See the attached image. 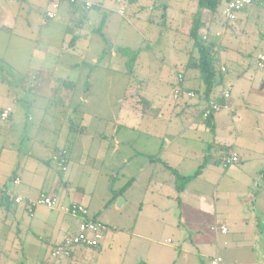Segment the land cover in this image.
Returning a JSON list of instances; mask_svg holds the SVG:
<instances>
[{
	"label": "rangeland",
	"instance_id": "rangeland-1",
	"mask_svg": "<svg viewBox=\"0 0 264 264\" xmlns=\"http://www.w3.org/2000/svg\"><path fill=\"white\" fill-rule=\"evenodd\" d=\"M0 3L6 8H11L16 15L19 14L23 27H27L28 23L36 33L41 31L43 35H46L50 32L49 30H54L53 32L56 33L57 30L65 28V25L57 27L52 26L51 23L49 25L41 24L42 19L45 18L46 9L49 7V0H0ZM166 3L168 8H163L164 16L159 9H162V6L153 8L154 10L151 8L155 24L152 22L146 24V22L137 19L132 20L130 24L125 22V27L129 29L134 27L141 32L140 37L136 34L133 50L128 53V59L123 58V47L119 46L118 49V58H123L122 61L125 59L127 62V67L122 70L128 73L132 72L134 75L133 78H130L131 75L125 77V80L118 76L115 83L111 85L114 93L121 95L125 83H129L127 85L130 88L128 95H135L138 92V87L142 84L147 89V96L151 99L153 106L160 108L161 113L156 117L137 115L129 110L128 102L120 104L112 97L110 99L112 107L110 108V105L105 104L108 102L106 101L108 95L102 93L99 95L100 99H89L86 104L80 106V109L89 113L100 111L106 115L114 112L117 119L111 121L110 124L108 120L105 122L108 125V134H111V125L114 124L119 126L120 138H122L126 126H135V129L140 133L137 132L136 135H133L134 137L128 138V142H132L122 144L116 151L113 150L116 146L111 135L106 139V143H109L106 147L97 148L98 138L95 141L92 140L94 137L92 130L85 135H76L81 136L76 140V136L71 135L69 140L68 146H75L76 156L81 154L80 150L84 152L83 150L86 149L85 153H87L90 148L91 151L87 153L90 155V166L92 167L96 162L95 168L97 169L99 165L103 172L102 177L97 176L99 178L97 183H92L95 172H84L80 176L79 184L85 186L88 191H95L91 207L88 208L90 215H96L97 219L95 220L104 223L110 232L114 227H118L117 230L114 229V235L117 237L114 243L108 245L107 241H103V249L89 247L86 251L93 259L95 253L101 252V250L109 252V249L113 247L110 253L125 255V264H133L136 261L153 264V260L160 255L170 257V264H211L212 259L216 256L223 259L221 264H254L255 262L261 264L258 263L261 262L258 256L263 259L264 250L259 234L253 236L248 227L237 228L243 224L242 219L247 217L248 221L257 218L256 224L261 226L264 217L263 214H257L254 211L255 207L251 203L254 195L245 189V181H249V179L231 171L235 167L241 166L244 161L228 169L223 164L215 163L218 155L216 152L213 157L209 156L207 161H203V158L197 159L193 153L199 151L205 144L207 146L208 140L205 137L202 139V133L195 131L183 132L174 139L168 134L165 141L169 149L162 155L161 160L163 161L161 162L151 163L148 157L137 155V152L142 150L141 143L144 139L147 137L155 139L162 132L161 130L169 127L170 130L175 126L169 125L172 109L179 108L180 110L183 106L184 111L179 113L178 122L180 125L182 120L186 121V118L191 119L192 122L198 120L196 114L194 115L192 105L186 106L184 102L180 101L181 98L182 101L187 99L186 93L178 101H175L171 83L174 80L177 82L178 74L172 70L171 66L167 65L170 61L174 63L178 56L183 57L177 48L184 47L187 43L186 37L180 34L177 29L180 28L184 15L190 16L191 13L183 14L180 10L182 8L190 10L192 7L196 10L198 0H166ZM224 6L225 4L221 3L216 11L210 12L209 14L213 15L214 20L204 26L210 40L216 42V39H219L218 42L222 43L220 62L226 64L230 70L229 75L223 73V78L226 77L216 85L214 91L222 93L226 87L231 86L230 102L236 111L234 118L239 116V112L242 110L248 116L242 121L249 124L254 122V118H249L250 111L257 113H253V115H258L259 111L264 113V97L255 92V89L259 87L260 80L264 79V69H260L257 62L260 51L264 52V7H262L263 15L261 17L255 16L254 11L252 14L240 12L237 14V21L226 18ZM148 25L149 27H146ZM0 38V75L9 78L8 64H17L21 67L22 64L29 61L31 53L30 51L20 52L17 50L20 37L15 35L14 31L0 30ZM53 39H57V36L54 35ZM67 41H70V37ZM68 45L69 43H66V47ZM21 53L22 55H20ZM178 68L182 69L181 65H178ZM33 74L35 77V73ZM139 78L143 79V83ZM200 83L192 82L191 84L203 91L204 85L201 83L200 87ZM106 86L109 87V84L102 82L101 89ZM58 97L60 98L57 100L58 105L52 104L47 107L43 106L46 101L28 99V105L31 104L34 107L33 113L29 117L23 113L22 107L19 106L9 138H6L5 131L10 125V120H2L0 116V150L1 144L5 145L6 142L15 141L21 142L24 152L25 150L30 152V146L34 142H37L41 136L48 135V130L45 127L59 129L54 117L64 109L61 104L66 105L68 101L62 95H58ZM24 102L26 103L22 100V103ZM223 114L227 115V112H223ZM176 117L173 122L176 121ZM92 121L94 120L91 119V126H94L95 123ZM76 122L75 125H77ZM201 123L202 121H198L200 126H202ZM234 124L233 119L228 118L230 127L226 129L233 131ZM66 126L67 124L64 123V132ZM258 133L259 131L255 135L261 137V133ZM77 147L80 150H76ZM50 150L48 155L51 153ZM126 157L128 158L126 159ZM47 158L49 156L45 160ZM164 162H167L171 167H167ZM200 162L206 166L202 176L191 178L183 184L178 173L187 176L194 175L200 168ZM104 163L107 164L106 168ZM59 172L63 173L64 171ZM89 176L91 177L89 178ZM131 178H134V181L125 190L124 198L122 197L123 200H127L126 203L119 207L117 201L106 206V201L112 194L111 189L122 188ZM181 184L186 187L190 195L197 191L208 193L212 199L211 202H208L209 199L205 202L196 201L186 195L181 197L180 202L177 188ZM241 191H246L247 197L242 199L238 195ZM232 192L237 194L233 195ZM241 201L245 205L249 204L247 206L249 213ZM10 222V220H6L5 212L0 209V264H54L53 251L48 244L45 243L42 253L36 255L31 249L29 250L30 245L21 243L27 236L28 238L31 236L27 234L26 228L22 225V228L17 231L15 225ZM224 222L228 224V229L232 228L230 235L227 236L229 245H225L223 242L225 236L219 235L217 238L216 232L212 229ZM12 224L13 228L11 229L10 225ZM109 233L107 238H109ZM23 246L25 252L22 250ZM94 262L95 260L92 261V264ZM57 264H61L60 260Z\"/></svg>",
	"mask_w": 264,
	"mask_h": 264
},
{
	"label": "crops",
	"instance_id": "crops-1",
	"mask_svg": "<svg viewBox=\"0 0 264 264\" xmlns=\"http://www.w3.org/2000/svg\"><path fill=\"white\" fill-rule=\"evenodd\" d=\"M86 1L93 3V6L89 8L85 7L83 1H80L77 5L65 3L60 6L55 19L47 20L45 16L41 23L43 25H49L50 23L52 26L57 27L65 25V28L57 30L56 33L53 32L54 30H49L50 32L46 35H43L41 31L36 33L28 23L27 27H23L22 19H19L18 16L19 14L16 15L11 8H6L0 3V30L5 32L14 31L15 35L20 37L17 50L20 52L30 51L31 53L29 61L22 64L21 67L17 64L13 65L7 63L8 72L10 73L9 78L0 75L1 111L7 108L10 109V115L8 119H5L10 120V125L5 131L6 138L10 137L9 133L11 132V126H13L15 122L19 106L22 107V111L27 117L32 115L34 107L31 104L28 105V99L34 101L41 99L46 101L43 103L44 107L52 104L58 105L59 102L57 100H60L58 95H62L68 101L66 105L61 104L64 109L58 112V115L54 117L59 129H48L45 127L46 130H48V135H43L37 142H34L30 146V152L27 150L24 152L21 142L10 141L6 142L5 145L1 144L0 186L7 187L14 195L22 196L24 201L21 204L12 202L10 205L2 206L0 209L5 212L6 220H10L15 225L17 231L22 228V225L26 228L27 234L31 236L29 238L27 236L21 243L28 246L30 245L29 250L31 249L36 255L42 253L45 243L48 244L51 251H53L67 236L77 232L81 219L66 213L63 209L65 206L72 203H82L88 208L91 207L95 191H88L85 186L80 185V176L84 172H95L92 183H97L99 180L97 176L102 177L103 172L102 169L99 168V165L97 169L95 168L96 162L93 163L92 167L90 166V155L87 154L91 151L90 148L89 151L85 153L86 149L82 152L80 148L77 147L76 150H80L79 153L81 154L76 156L74 151L75 146H68L71 135H73V137L76 135H85L92 130L91 132L94 134L92 140L95 141V139L98 138L97 148L106 147L108 143H106V139L111 135L110 137L115 141L114 145L116 146L113 150L116 151L122 144H130L132 142H128V138H131L134 134L136 135L137 132L138 134L140 133L135 129V126H126L122 138H120L119 126L114 124L111 125V134H108V125H106L107 123L105 124V122L108 120L110 124L111 121L117 119V115L114 112L107 115L100 111L89 113L80 109V106L86 104L89 99H100L99 95L105 93L108 95L106 96V101L108 102L105 104L110 105V108L112 107L110 99L113 98L114 100H118L120 104L128 102L129 110L137 115L141 114V116L147 115L156 117V115L161 113L160 108L153 106L151 99L147 96V89L144 88L142 84L138 87V92L135 95H128L130 88L127 85L129 83H125L124 90L120 93L121 95L114 93L111 85L115 83V79H118V76L122 80H125V77L131 75L130 78H133L132 76L134 75L132 72L128 73L122 70V68L127 67V62L125 59L122 61V59L124 57L128 59V53L133 50L135 38L137 35L140 37L141 32L134 27H131V29L125 27V22L130 24L132 20L137 19L146 22V24L150 22L155 24V21L152 19L151 8L154 10L153 8L162 6V9H159L164 16L165 14L162 13L163 8H168L167 3L165 4L166 0L162 2L160 0ZM157 5L159 6L157 7ZM262 7L261 5H254L240 12L252 14L254 11L255 16L261 17L263 15ZM195 8L196 10H194V7L190 10L182 8L180 12L182 11L183 14H193L197 12L198 6ZM210 12L212 11L208 9L204 10L202 15L203 25L200 29L201 34L208 39L210 38L204 26L209 25L214 20L213 15L209 14ZM235 20H237V18ZM146 27H149V25ZM190 29V16L184 15L183 22L180 28L177 29L180 34L187 39V43L184 47L177 48L178 51H181L180 53L183 57L180 58L178 56V59H175L174 63L172 61H167V65L171 66L176 74L185 72L186 80L183 82L185 91L198 90V87H195V85L192 86L191 83L201 82L197 70L186 69L192 47V41L189 36ZM53 33L57 36V39H53ZM219 36L221 37L220 34ZM69 37L70 41H67ZM218 40L216 39V42L219 43L221 49L223 46ZM66 43H69L68 47H66ZM119 46L123 47V58H118ZM262 51L260 52L262 53ZM37 53L41 54L36 55ZM20 55H22V53ZM178 65H181L182 69H179ZM220 66L225 68L223 73L229 75L230 70H228L226 64L220 62ZM259 68L264 69L261 67ZM33 73H35V77ZM225 77L226 76H224V78ZM139 79L141 83H143V79ZM102 82H107L109 87L106 86L101 89ZM201 83L199 84L200 87ZM175 84L176 81L174 80L171 83L173 90ZM258 85L259 87L256 89L254 88L255 92L260 94L261 97H264V79H261ZM211 96L212 98L220 97L221 93L214 91ZM22 100L26 101V103H22ZM199 100L200 99H190L187 97L184 101H182L181 98L180 101L181 103L184 102L186 106L189 104L196 106L198 110L204 107V103ZM198 101L200 103H198ZM229 104L233 111L222 109L215 114L214 131H211L204 123H201L202 126H200L197 120L192 122L191 119L187 118L185 119L186 121L182 120L180 125L178 122L179 113L184 111L183 106L180 110L179 108L172 109L169 125H172V127L175 126L170 130V127L161 130L162 132L158 134L155 139H150L148 137L146 138L147 140L144 139L141 143L142 150H140L141 152H137V155L148 157L151 163L156 161L161 162L163 161L161 160L162 155L169 149L165 141L168 134L174 139L183 132H201L202 139L205 137L208 140V144L207 146L205 144L203 148H200L202 150L199 149V151L193 154L197 159L203 158V161H207L208 157H213V154L216 152L218 154L215 161L216 164H222L221 159L227 151L228 153L237 154L239 156V161L226 168L230 169L244 161L241 166L235 167L231 171L242 175L241 177H247V179H249V181H245V189H247L246 191H248V193L251 192L252 195H254L251 201L255 207L254 211L264 216V173L262 172L264 170V113L259 111L260 113H258V115H253L254 112L250 111L251 115H249V118H254V122L248 124L242 121L248 117L245 115L244 111L240 110L239 116L234 118V114L236 113L235 108L232 102H229ZM196 109H193L194 115L196 114ZM223 112H227V115H224ZM87 116L89 118H86ZM104 116L107 117L105 118ZM174 117H176L175 122H173ZM228 118H232L235 122L233 131L227 130L228 127H230L228 126ZM91 119L94 120L92 121L95 123L94 126H91ZM75 121H77V125L74 124ZM64 123L67 124L65 132ZM257 131H259L258 134L261 133V137L255 135ZM227 132H229V134H227ZM78 137L81 136H76L75 140ZM133 137L132 139H134ZM49 150L51 153L48 155ZM48 156L49 158H47V161L45 158ZM127 158L128 157H126V159ZM60 159L65 160L66 169H63V166L59 164ZM164 164L167 165V167H171L167 162H164ZM201 164H203V162H200L199 166H201ZM104 165L106 168L107 164L104 163ZM205 167L206 166H204V168ZM203 169L198 176L193 178H200L204 171ZM61 170L64 172H59ZM178 174L179 176H187L180 172ZM90 177L91 176H89V178ZM16 178H19V183L15 182ZM129 181H131V186L134 178H131ZM120 189L114 190L112 188V194L109 199L113 197L114 191ZM177 190L179 193L178 200L180 202L181 197L185 195L196 201L205 202L209 199L208 202H211L212 200L206 192L197 191V193L194 192L190 195L186 187L182 190L177 188ZM246 191H241L238 195L243 199L248 195ZM124 192L118 194L113 202L119 201L118 199H122V197L124 198ZM41 194L56 197L58 200L57 207L51 209L44 205H37L33 212L30 213L28 210V202L38 199ZM232 194L236 195L237 193L232 192ZM109 199L106 201V206L109 205L107 204ZM126 201V199L123 200L119 207L124 205ZM241 203L244 204L243 201H241ZM208 204L210 205L212 203ZM243 206L248 212L247 206H249V204L246 203V205L244 204ZM89 217L97 219L96 215L91 216L90 212ZM241 222L243 224L237 228L248 227L250 233H253V236L259 234L261 238L260 242L264 250V217L261 226L260 224H256L257 218L248 221L247 217L242 219ZM13 224L10 225L11 229L13 228ZM221 226H226L228 228V224L224 222L221 225H216L215 229L212 227V229L216 232L217 238L219 235L225 236L223 242L225 245H229V237L227 236L230 235L232 228H229L227 232H222L220 230ZM114 229L117 230L118 227H114ZM114 229H112L111 232L110 229H108L105 233L106 237L104 236L99 246L92 248L103 249V241H107L108 245L114 243L117 238L116 235H114ZM108 233L109 238H107ZM87 248L89 247L81 246L74 248L69 257H53L55 259L53 263L57 264L60 260L61 264L64 262V264H92V261L95 260L94 264H125V255L121 253L120 255L110 253L113 247L109 249V252L101 250V252L95 253L93 259H91V255L86 251ZM22 250L25 252L24 246ZM170 259V257L160 255L152 260L154 261L153 264H170ZM258 259L261 260V262L258 263L264 264V258L262 259L258 256ZM256 263L257 262L254 264ZM133 264L148 263L136 261Z\"/></svg>",
	"mask_w": 264,
	"mask_h": 264
},
{
	"label": "built area",
	"instance_id": "built-area-1",
	"mask_svg": "<svg viewBox=\"0 0 264 264\" xmlns=\"http://www.w3.org/2000/svg\"><path fill=\"white\" fill-rule=\"evenodd\" d=\"M80 1H83L85 7H92L93 3L86 0H49V7L46 9L45 16L47 20H52L57 16L58 10L61 5L68 3L70 5H77ZM224 14L228 20H235L237 18V13L254 5H261L264 7V0H223ZM258 66L264 68V52L260 53L257 56ZM221 70L224 72L225 68L221 67ZM186 93L188 98L198 99L199 95L195 91H185L183 87V75L179 73L177 76V82L174 87V99L179 100L181 96ZM222 103L211 100L209 102V108L211 111L217 113L222 109H228L233 111L230 106L231 98V87H226L221 93ZM10 115V109H3L1 111V118L3 120L8 119ZM209 111L203 112V117L207 118ZM239 161V156L235 153H230L223 156L222 164L227 167L233 165ZM59 164L63 166V169H66L65 160L60 159ZM15 182L19 183V178L15 179ZM11 193L14 195L10 189L7 187L0 186V198L6 194ZM24 201L23 197L20 195H14V203L21 204ZM37 205H44L48 208H56L58 205V200L54 196H49L46 194H41L40 197L36 200H30L28 202V210L30 213L33 212L34 208ZM2 207L0 200V208ZM64 211L72 216L79 217L81 219L77 232L71 234L65 238V240L59 244L53 250V257H69L71 255L72 249L77 246H86V247H97L99 246L101 240L104 238L107 229V226L99 222L98 220L92 219L89 217V210L85 204L82 203H72L65 206ZM215 229V227H214ZM220 230L222 232H227L228 228L226 226H221ZM222 258L216 256L212 259L211 264H221Z\"/></svg>",
	"mask_w": 264,
	"mask_h": 264
},
{
	"label": "trees",
	"instance_id": "trees-1",
	"mask_svg": "<svg viewBox=\"0 0 264 264\" xmlns=\"http://www.w3.org/2000/svg\"><path fill=\"white\" fill-rule=\"evenodd\" d=\"M223 3V0H198V10L197 12L190 15L191 19V29H190V38L192 41L191 52L188 58V62L186 65V69H195L198 71L199 78L204 85L203 91L194 90L200 99V102L204 103V107L202 109H196V106H192L193 109H196V116L198 117L197 121H202L211 131L215 130V112L211 111L209 108V102L211 100H216L220 103L223 102L221 97L212 98V94L217 84L223 81V71L220 66V45L219 43L208 39L203 36L200 32V29L203 25L202 15L204 10L208 9L212 12L216 11L219 5ZM74 5V4H72ZM183 82L186 80L185 72H182ZM185 90V89H184ZM198 101V103H200ZM209 111V115L207 118L203 117V112ZM227 153L225 155H228ZM224 155V156H225ZM223 158V157H222ZM222 160V159H221ZM205 164H201L199 170H197L194 175L189 176H180L183 184L188 182L191 178L198 176ZM264 173V170L262 171ZM131 184V181L126 183L124 187H122L118 191H114L113 197L109 199L107 204L113 202V200L118 196V194L123 193ZM181 184L179 186V190L184 188V185ZM2 206L10 205L14 202V195L11 193L4 194L1 198Z\"/></svg>",
	"mask_w": 264,
	"mask_h": 264
},
{
	"label": "water",
	"instance_id": "water-1",
	"mask_svg": "<svg viewBox=\"0 0 264 264\" xmlns=\"http://www.w3.org/2000/svg\"><path fill=\"white\" fill-rule=\"evenodd\" d=\"M119 201H118V206L120 205V203H122L123 202V199H118Z\"/></svg>",
	"mask_w": 264,
	"mask_h": 264
}]
</instances>
